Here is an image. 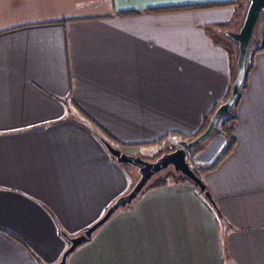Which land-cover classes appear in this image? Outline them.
<instances>
[{
  "label": "crops",
  "instance_id": "crops-1",
  "mask_svg": "<svg viewBox=\"0 0 264 264\" xmlns=\"http://www.w3.org/2000/svg\"><path fill=\"white\" fill-rule=\"evenodd\" d=\"M245 0H0V264H56L70 236L137 180L86 124L144 156L194 136L229 96ZM233 152L203 176L119 210L68 264H264V51L237 108ZM226 138L198 150L211 163ZM160 149V148H159Z\"/></svg>",
  "mask_w": 264,
  "mask_h": 264
},
{
  "label": "water",
  "instance_id": "water-1",
  "mask_svg": "<svg viewBox=\"0 0 264 264\" xmlns=\"http://www.w3.org/2000/svg\"><path fill=\"white\" fill-rule=\"evenodd\" d=\"M264 20V0H245V9L241 21L236 30L221 29L219 32L232 44L236 55V77L232 84L231 94L228 99L220 104L215 112L209 117V123L205 130L196 138L186 143V147H177L174 151L166 152L154 161L143 159L141 156H134L122 152L114 147L105 137H97L103 143L106 150L119 163L131 165L138 170L139 179L133 188L125 195L119 197L107 209L105 214L94 224L86 228L81 234L69 237V246L64 252L61 260L56 264H68L69 257L81 246L91 241L93 234L107 223L119 210L133 204L151 180L163 171L173 169L187 177L197 189L203 192L204 197L214 208L220 218L222 212L218 208L212 193L207 190L208 186L194 171L188 161V153L193 152L195 147L206 141L217 129L221 118L231 111L235 105L240 90L245 82L249 52L257 39L258 27Z\"/></svg>",
  "mask_w": 264,
  "mask_h": 264
},
{
  "label": "trees",
  "instance_id": "trees-1",
  "mask_svg": "<svg viewBox=\"0 0 264 264\" xmlns=\"http://www.w3.org/2000/svg\"><path fill=\"white\" fill-rule=\"evenodd\" d=\"M263 21H261V23L259 24L258 32H257V39L253 43V45H252V47L250 49V52H249V58H248V63H247V71H246V78H245V82H244V84H243V86H242V88L240 90L239 97H238L235 105L232 107L231 111L228 114L224 115L221 118V120L219 121L218 129L214 132V134H222L226 138L225 145L223 146L222 150L220 151V153L216 157V159L213 160L211 163L205 164V165H200V164H197V165L194 164V165H192V163H190L192 165L194 171L196 172V174L199 177H201L200 176V173H202V174L205 175V174L210 173V172L214 171L215 169H217L218 166L222 162H224V160L234 150L235 143H236V139H235V136H234V129H235V125H236V122H237V119H238L236 111H237L239 102H240V100L242 98V95H243V93H244V91H245V89L247 87L248 77H249V73H250V71H251V69L253 67L254 58H255V56H256L257 53L264 51V27H262L261 28V31H260V26L263 23ZM209 117L210 116H208L206 118V121H208ZM86 125L88 126V128L91 129V131L96 136L101 135V133H99L97 131V129H95L93 126H91L89 124H86ZM157 176L154 177L155 179L153 178L154 180H151L149 182V184L145 187V189L138 196V198L143 193H145L147 190H149V189H151L153 187H161V186H164V185L168 184L170 180H173V182H181V181H185L186 182L187 181L190 184H192V182L187 177H185L181 173H176L173 169L168 170L165 173L164 176H159V177H157ZM192 186L194 187L193 184H192ZM194 188L196 189L197 193L200 196H202L206 200V202H208L207 199L204 197L203 192L199 191L196 186ZM207 190H209V187L207 188ZM208 204H209V202H208ZM130 206H132V205H130ZM130 206H128L126 208H129ZM209 206L211 207L212 211L215 213V215H216V217L218 219V222L220 223V226L223 227L224 229H227L228 228V223H227L226 218L224 216H223V218H220L218 216V214L216 213V211L214 210V208L210 204H209ZM61 233H62V235L64 236V238L66 240L69 237H73V236H70L69 234H67L66 232H64L63 230H61ZM67 242H68V240H67Z\"/></svg>",
  "mask_w": 264,
  "mask_h": 264
},
{
  "label": "rangeland",
  "instance_id": "rangeland-1",
  "mask_svg": "<svg viewBox=\"0 0 264 264\" xmlns=\"http://www.w3.org/2000/svg\"><path fill=\"white\" fill-rule=\"evenodd\" d=\"M262 27H264V21H263V23L261 24V26H260V31H261V28ZM236 77V76H235ZM235 77H234V80H235ZM234 80H233V82H234ZM233 82H232V84H233ZM231 88H232V86H231ZM230 94H231V90H230ZM230 94H229V96H230ZM228 96V97H229ZM228 99V98H227ZM226 99V100H227ZM225 100V101H226ZM224 101V102H225ZM223 102V103H224ZM219 106V105H218ZM218 108V107H217ZM216 108V109H217ZM215 109V110H216ZM232 109V108H231ZM215 110L213 111V113L215 112ZM213 113H211V115L213 114ZM210 115V116H211ZM206 124H205V127H204V129L200 132V133H198V134H196V135H194V136H184V137H182V136H178L177 138H174L173 139V137H171L170 139H168L167 141H165V143L163 144V145H161V147H159L158 146V148L157 149H155L154 150V152L153 153H149V151L146 153V154H144V156H141V155H134V156H141L143 159H146V160H149V161H154V160H156L158 157H160L161 155H163L164 153H166V152H171V151H174L177 147H186V143L187 142H189V141H191V140H193L194 138H196L199 134H201L204 130H205V128L207 127V125H208V123H209V119H208V121H206L205 122ZM219 125V124H218ZM101 136H103L102 134H101ZM212 136H214V133L208 138V139H210ZM104 137V136H103ZM207 139V140H208ZM206 140V141H207ZM206 141H204L203 143H201V144H199V145H197L196 147H195V150L193 151V152H189L188 153V161L190 162V163H192V165H197V162H196V160H194V158H195V155H197V153H198V150H199V148L206 142ZM114 146V145H113ZM114 147H116V146H114ZM116 148H118V147H116ZM160 148V149H159ZM118 149H120V148H118ZM121 150V149H120ZM122 151V150H121ZM122 152H124V151H122ZM124 153H126V152H124ZM128 154V153H127ZM130 155H133V154H130ZM125 165H127V164H125ZM128 166H130L131 168H134L133 166H131V165H128ZM172 169V168H171ZM134 170L136 171V173H137V180H136V182L138 181V179H139V174H138V170L136 169V168H134ZM170 170V169H169ZM168 171V170H167ZM167 171H163L162 173H160L157 177H159V176H164L165 175V173L167 172ZM200 173V172H199ZM200 176H201V179L203 180V182L205 183V181H204V179H203V176H204V174H202V173H200ZM155 179V178H154ZM153 179V180H154ZM136 182H135V184H136ZM154 182V181H153ZM169 182H173V180H170ZM134 184V185H135ZM193 184V183H192ZM206 184V183H205ZM207 185V184H206ZM208 186V185H207ZM194 187H195V185H194ZM133 188V187H132ZM209 190H210V188H209ZM210 192H211V190H210ZM212 193V192H211ZM213 196V195H212ZM214 198V197H213ZM214 200H215V198H214ZM215 202H216V200H215ZM216 204H217V202H216ZM217 206H218V204H217ZM218 208H219V206H218ZM220 209V208H219ZM221 211V210H220ZM223 215V214H222ZM224 216V215H223ZM61 260V259H60Z\"/></svg>",
  "mask_w": 264,
  "mask_h": 264
}]
</instances>
